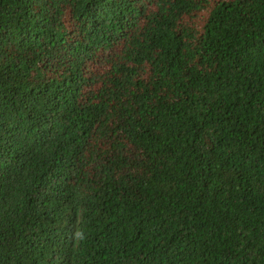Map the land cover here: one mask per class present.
<instances>
[{"label":"trees","instance_id":"obj_1","mask_svg":"<svg viewBox=\"0 0 264 264\" xmlns=\"http://www.w3.org/2000/svg\"><path fill=\"white\" fill-rule=\"evenodd\" d=\"M0 264H264V0H0Z\"/></svg>","mask_w":264,"mask_h":264}]
</instances>
